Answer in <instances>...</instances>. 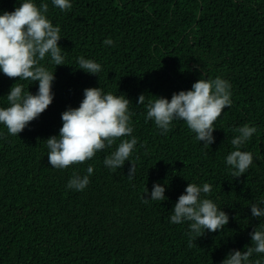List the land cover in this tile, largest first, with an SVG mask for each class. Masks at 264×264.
<instances>
[{"label":"trees","instance_id":"16d2710c","mask_svg":"<svg viewBox=\"0 0 264 264\" xmlns=\"http://www.w3.org/2000/svg\"><path fill=\"white\" fill-rule=\"evenodd\" d=\"M23 0H0V15ZM47 18L61 29L64 66L55 71L49 107L18 135L0 124V264H221L232 249L251 246L249 233L264 218L250 205L264 200V0H70L61 11L52 0ZM112 39L114 46L105 45ZM102 66L96 75L79 70L78 57ZM217 76L231 85L230 108L214 122L215 142L205 148L184 121L161 134L145 119L154 96L171 99L201 78ZM17 79L0 71V107ZM36 94L38 82L18 81ZM124 94L131 101V136L138 138L131 162L112 170L103 160L109 149L82 164L56 169L49 164L46 139L59 134L61 114L78 108L86 88ZM146 95L138 105L140 94ZM257 131L241 148L253 154L246 173L234 178L226 157L234 151L233 129ZM90 183L67 187L73 172ZM166 184L164 201L143 202L154 183ZM188 183H209L207 198L229 215L222 231H206L189 247L188 222L173 224V208ZM264 207V204L260 205ZM261 260L254 254L250 260Z\"/></svg>","mask_w":264,"mask_h":264},{"label":"clouds","instance_id":"9594fccd","mask_svg":"<svg viewBox=\"0 0 264 264\" xmlns=\"http://www.w3.org/2000/svg\"><path fill=\"white\" fill-rule=\"evenodd\" d=\"M53 6L61 11L70 10V0H52ZM49 5L42 2L39 6L34 0H23L14 11H5L0 15V71L10 79H17L6 96L8 107H0V124L6 126L10 135H18L32 121L36 120L51 105L55 75L42 61L50 57L55 66L65 65V56L58 42L62 39L60 27L53 26L47 18ZM105 45L114 46L112 39H106ZM79 70L96 75L102 66L92 59L81 56L77 58ZM18 81L38 82V91L32 94L25 91L24 84ZM84 98L78 108L68 107L62 114V127L59 134L46 139L49 164L56 169H66L71 165L82 164L92 159L97 152L111 148L118 139L131 136V101L124 94L105 93L101 87L86 88ZM231 85L227 80L217 76L205 79L203 75L193 83L190 90L174 92L171 99L154 96L149 100L145 119L153 120L161 134L170 131L174 120L184 121L195 133V139L203 141L205 148L214 142V122L225 108H230ZM145 94L138 97V105H144ZM236 135L231 139L234 151L226 157L234 178L243 176L253 163V154L241 151V148L257 131L255 126L244 124L233 129ZM138 138L120 139L118 147L106 155L103 163L112 170L123 168L126 161L131 162L128 179L134 178L136 165L129 157L133 153ZM94 167L88 165L86 174L73 172L67 187L77 191L84 190L90 183L89 177ZM166 184L154 183L148 196L145 187L143 202L164 201ZM212 191L209 183L199 186L188 183L174 205L170 221L173 224L188 222V246H197L195 241L206 231H222L229 223V215L207 198ZM264 200L250 205L251 214L264 218ZM251 246L245 250L232 249L221 264H261V260L251 261L254 254H264V224L256 226L251 233Z\"/></svg>","mask_w":264,"mask_h":264}]
</instances>
